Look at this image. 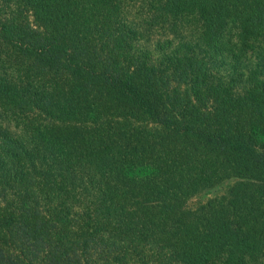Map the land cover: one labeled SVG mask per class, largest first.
I'll return each instance as SVG.
<instances>
[{
	"label": "trees",
	"instance_id": "obj_1",
	"mask_svg": "<svg viewBox=\"0 0 264 264\" xmlns=\"http://www.w3.org/2000/svg\"><path fill=\"white\" fill-rule=\"evenodd\" d=\"M263 68L264 0H0V264H264Z\"/></svg>",
	"mask_w": 264,
	"mask_h": 264
},
{
	"label": "rangeland",
	"instance_id": "obj_2",
	"mask_svg": "<svg viewBox=\"0 0 264 264\" xmlns=\"http://www.w3.org/2000/svg\"><path fill=\"white\" fill-rule=\"evenodd\" d=\"M145 49V50H149L152 52V47L149 46V45H143V43H139V44H136L135 45V49H138V50H142V49ZM249 53V52H247ZM154 56V55H153ZM243 59V57H242ZM244 61V64L245 66L248 68V67H254L255 66V63H256V59L253 57V56H249L247 55L246 56V59H243ZM242 61V62H243ZM264 70V68H263ZM206 196H208V194H199L198 196H195V197H192L189 201H188V204L191 205L194 201H196L197 199H204Z\"/></svg>",
	"mask_w": 264,
	"mask_h": 264
}]
</instances>
